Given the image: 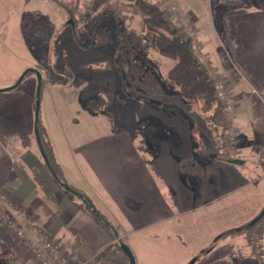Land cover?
<instances>
[{"label":"rangeland","instance_id":"374dc122","mask_svg":"<svg viewBox=\"0 0 264 264\" xmlns=\"http://www.w3.org/2000/svg\"><path fill=\"white\" fill-rule=\"evenodd\" d=\"M92 1L0 0V90L13 87L28 69L40 72L39 122L48 128L51 135L46 139L56 143L65 161L67 183L74 188L78 183L85 187L93 205L105 211L102 213L108 220L126 227L125 238L120 234V241L113 245H127L136 264H191L213 242V252L200 256L198 264H257L258 255L238 229L264 210V162L252 158L243 165H233L221 154L210 113L201 103L184 101L178 89L169 84L168 73L175 61L150 46L145 15L135 2L107 3L83 20L81 16ZM152 1H158L163 9L168 7L164 0ZM87 42L91 45L83 49ZM57 82L67 84L69 90L55 85ZM38 87L37 77L30 73L16 89L0 92V123L6 121L5 126L0 124L1 143L15 153L41 154L35 135ZM78 108L100 118L89 122L84 112L76 113ZM240 113L242 122H252L247 123L252 140L263 146L264 105L250 97ZM58 116L63 121L61 126ZM96 126L106 132L131 133L146 155L141 154L145 163L151 161L149 173L138 172L128 192L134 197L132 191L137 189L139 198L146 199L141 201L142 217L134 219L126 214V218L118 209L112 214L113 199L92 191L74 169L64 147L67 137L74 136L71 141L76 143L94 135ZM87 127L90 134H86ZM44 167L35 170L49 177L59 192L57 198L65 195L87 212L82 200L61 190ZM150 171L165 182L155 180L156 187ZM86 174L91 176L89 171ZM167 184L176 197L169 198ZM53 186L48 182L55 195ZM183 191L185 208L192 211L181 216L178 200ZM169 204L170 210L163 212ZM199 206L204 208L194 211ZM151 214L164 218L170 214L162 225L181 226L182 234L171 229L168 234L175 235L171 234L174 239L168 243L163 241L168 234H156V226L138 233L130 230L127 219L135 220L138 228L148 227L142 224L156 220ZM112 251L90 254L98 264H126L116 261Z\"/></svg>","mask_w":264,"mask_h":264},{"label":"crops","instance_id":"0c3cea01","mask_svg":"<svg viewBox=\"0 0 264 264\" xmlns=\"http://www.w3.org/2000/svg\"><path fill=\"white\" fill-rule=\"evenodd\" d=\"M172 1L173 4H177L180 14L186 15L197 31L195 40L201 45L206 59L212 62L214 72L220 79L227 81L233 89L237 103L234 126L239 133L237 159L243 164L252 158L255 161L262 159L264 162V145L256 143L252 140L253 136L249 134V124L252 122H242L240 116L241 107L249 103L250 97L257 98L264 105V0H242L224 7L218 6L215 2L208 4L204 0H178L179 3L176 0ZM240 3H244L242 7L237 6ZM55 85H60L63 89L69 90L68 85L62 82H57ZM80 100H82L81 97ZM81 111L85 113V118H88L89 122L100 118L85 112L83 108H78L76 113ZM85 118L83 119L87 121ZM61 120L58 116L60 126L63 125ZM0 124L5 126L6 121L4 120ZM45 130L47 136L50 137L51 134L47 127ZM90 133L91 131L86 132V134ZM63 134L65 135L64 132ZM73 138L74 136L72 138L67 137L64 147L69 152L73 167L78 172L82 182L95 193L98 190L113 199L115 207L112 205L110 207L112 214H114L112 211L118 209L125 214L126 218H128L126 214H131L134 219H137V216L142 217L143 204L141 201L146 199L139 198L137 189L132 191L134 197L129 196L128 192L131 191V181L138 172L139 174L149 173L148 167L151 161L145 163L144 157L141 156L143 153L140 152L141 149H138L132 134L118 131L106 132L104 128L99 130L96 126L94 135L85 137L83 140H77L76 143L71 141ZM53 143L50 142L56 161L65 173L66 176H64L67 181L68 173L65 164H63L65 161L60 157L58 146ZM42 165L45 166L41 154L35 156L32 153L27 155V153L19 154V152L10 151L1 143L0 134V193L7 197V202H0V207L6 213L8 220L15 222L18 229L25 233L28 240L41 252L42 257L49 264H60V262L43 246L39 237L28 226V221H33L36 227L46 234L52 242L60 244L68 251L72 244L78 243L79 249L76 257L86 260L89 264H98L95 262L96 257L92 256L90 252L101 254L111 245V240L95 215L117 227L121 237L124 238L126 227L120 222L113 223L108 220L102 213L105 211H101L93 205L92 195L79 183L75 184V187L83 191L91 200L90 205L85 204L82 200L87 212L82 210L79 205L76 206L65 195L57 198L58 190L54 189L52 181L41 171L47 185L50 182L55 191V195L51 194V197H47L32 175V171L41 170ZM88 171L91 173L89 177L86 174ZM152 174L150 171L155 186V180L165 182L161 175L153 177ZM56 183L59 186V183ZM167 185L169 186V184ZM59 187L67 192L61 186ZM170 192L169 198L171 195L176 197L174 190ZM179 194L181 197L178 200L179 205L183 209L180 215L183 216L192 210L190 207L189 209L185 208L186 193L183 191ZM223 198L221 200H224ZM203 208V206H199L194 211ZM169 210L170 204L162 208L163 212ZM151 216H156V220L142 224L149 225L143 228L140 226L142 229L136 226L135 220L132 222L127 219L130 230L133 233H138L143 229L156 226L159 229L156 234H168L171 229H174L177 235L182 234L181 226L162 225L165 218L171 216L170 214L165 218L158 214H151ZM171 234H168L167 239H163V241L172 243L174 237H170ZM262 247L264 258L263 243ZM14 262L40 264L41 260L36 259L33 253L22 245L16 236V232L11 230L0 217V264H12Z\"/></svg>","mask_w":264,"mask_h":264},{"label":"trees","instance_id":"16d2710c","mask_svg":"<svg viewBox=\"0 0 264 264\" xmlns=\"http://www.w3.org/2000/svg\"><path fill=\"white\" fill-rule=\"evenodd\" d=\"M113 1H131L137 4L142 13L145 15L144 26L150 46L159 54L175 61L174 67L168 73L167 80L169 84L178 89L180 96L184 101L191 104L201 103L206 111L210 113L209 120L216 128V139H226V133L230 127V122L224 113L223 104L219 101L216 91V85L219 81H222V79H220V77L214 72L212 62L208 59L203 60V54L194 50L193 46L198 42L188 38L184 31L177 27L176 18L174 16H170L167 13V8L163 9L158 1L93 0L88 8V12L84 16H81V18H83V20L85 18H90L91 14L96 12L103 5ZM74 8L75 7H73V9ZM39 133L48 161L47 164L44 161V164L49 174H51L56 182H58L57 180H60L63 184L75 192V194L82 195L84 200L91 204V200L83 191L74 188L67 183L63 170L56 161L53 148L48 138L46 139L47 133L45 127L40 122ZM218 150L221 151V148L218 147ZM235 159H237V156ZM32 175L45 195H47V197H51V192L39 172L37 170H33ZM95 216L111 240V245L106 248L105 251L110 252L113 250L112 252L116 261L124 260L126 264H129V259L121 250L122 243H116V247L113 245V242L119 240L120 233L118 232V229L110 222L103 220L97 215ZM263 221L264 217L258 224L253 227H249L246 230L249 235V239L247 240L249 244L253 246L254 251L255 247L253 245V241L255 236H261L264 238V226L262 225ZM78 246V243H74L69 247V252L74 257L79 249ZM258 257V263L264 264L263 255H258Z\"/></svg>","mask_w":264,"mask_h":264},{"label":"built area","instance_id":"2783aa9c","mask_svg":"<svg viewBox=\"0 0 264 264\" xmlns=\"http://www.w3.org/2000/svg\"><path fill=\"white\" fill-rule=\"evenodd\" d=\"M169 0H165L163 2L164 5H168L167 13L170 16H174L176 18V25L178 28L184 30L186 36L192 40H195L197 37V31L191 25L189 19L186 15L180 14L179 8L177 5L173 3H169ZM206 3L211 4L215 2L218 6L222 7L226 4L237 3L242 0H204ZM196 52H200L203 54L202 59L206 60L205 54L202 52V47L200 44H196L193 46ZM216 91L218 94L219 101L223 104L224 113L227 116L228 121L230 122V127L226 133V139L218 140V146L221 148V151L228 158H235L239 152V140H238V131L234 126V119L237 110L236 98L233 93V89L231 85L227 81H219L216 85ZM0 202H7V197L5 194L0 193ZM0 217L3 222L7 224V226L16 232L17 238L20 240L22 245L26 247L29 251L33 253L36 259H40V264H49V262L42 257L41 252L35 248L32 243L28 240L27 236L23 231L18 229L17 225L14 221L8 220L6 213L0 207ZM264 226V221L262 223ZM28 226L33 230V232L39 237L43 246L60 262V264H89L86 260H82L79 257H74L67 249L62 247L58 243H54L51 239L40 231L38 227H36L33 221H28ZM262 239L261 236H255L253 245L255 247V252L257 255H262ZM14 264H22L20 262H15Z\"/></svg>","mask_w":264,"mask_h":264},{"label":"water","instance_id":"95a60500","mask_svg":"<svg viewBox=\"0 0 264 264\" xmlns=\"http://www.w3.org/2000/svg\"><path fill=\"white\" fill-rule=\"evenodd\" d=\"M91 45L90 42H87L85 45H82L83 49L88 48ZM30 73H35L39 82V87H38V102H37V112H36V125H35V135H36V140L38 143V147L40 150V153L43 157V160L45 161V163L47 164V157L44 151V148L42 146V142H41V138H40V133H39V109H40V90H41V86H42V82H43V77L40 74L39 71L34 70V69H28L24 75L20 78V80L11 88L5 89V90H0L1 93L6 92V91H11L16 89L17 87H19V85L22 83V81L24 80L25 76L30 74ZM230 164L233 165H242L243 162L240 161L239 159H231L229 161ZM58 183L60 184V186L65 189L67 192L74 194L76 197H78L79 199L83 200L85 204L90 205L86 200H84L83 196L80 194H75V192H73L68 186H66L65 184H63L60 180H57ZM92 207V206H91ZM96 213V211H95ZM264 217V210L260 213V215L255 218L250 225H248L247 227H253L256 224H258ZM121 250L123 251V253L126 255V257L129 259V264H136V259L132 253V251L130 250V248L125 245L124 243L121 244ZM191 264H195V262L193 261Z\"/></svg>","mask_w":264,"mask_h":264},{"label":"flooded vegetation","instance_id":"af4514ba","mask_svg":"<svg viewBox=\"0 0 264 264\" xmlns=\"http://www.w3.org/2000/svg\"><path fill=\"white\" fill-rule=\"evenodd\" d=\"M31 69H34V70H37V69H35V68H31ZM38 71V70H37ZM31 74H34L35 76H36V74L35 73H31ZM37 77V76H36ZM25 79V78H24ZM221 152V154L224 156V157H226L225 155H224V153L222 152V151H220ZM226 158H228V157H226ZM229 159V161L231 160V159H235V158H228ZM249 227H245V228H242L241 230L240 229H238V233H240L241 231H243V233H244V235L246 236V239H249L248 237H249V235L247 234V232H246V230L248 229ZM246 233V234H245ZM248 241V240H247ZM211 244H216V243H211ZM211 244H210V246L209 247H207V248H205V249H203V251L201 250L200 251V255H199V257H197V256H195L196 258H194L193 260H194V262H195V264H198L200 261H201V257L200 256H202V255H206V256H208V255H210L212 252H213V250H214V246H211Z\"/></svg>","mask_w":264,"mask_h":264},{"label":"bare ground","instance_id":"6f19581e","mask_svg":"<svg viewBox=\"0 0 264 264\" xmlns=\"http://www.w3.org/2000/svg\"><path fill=\"white\" fill-rule=\"evenodd\" d=\"M79 247V246H78Z\"/></svg>","mask_w":264,"mask_h":264}]
</instances>
